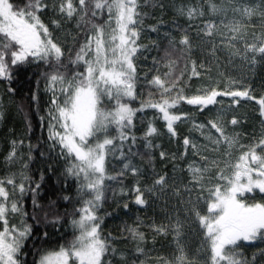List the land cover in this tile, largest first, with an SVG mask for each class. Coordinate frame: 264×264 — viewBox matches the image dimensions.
<instances>
[{
  "label": "snow or ice",
  "instance_id": "snow-or-ice-1",
  "mask_svg": "<svg viewBox=\"0 0 264 264\" xmlns=\"http://www.w3.org/2000/svg\"><path fill=\"white\" fill-rule=\"evenodd\" d=\"M143 6L146 5H141L139 0H52L51 9L56 18L46 23L42 15L49 10L47 0H27L23 7L14 0H0V78L10 83L13 69L32 63L46 66L47 70L41 75L46 81V90L52 93L48 109V138L53 142V148L59 147V156L67 163V177L76 181L80 204L69 214L73 230L70 240L54 236L47 230L50 224L61 222L58 216L49 222L48 213L43 220L33 215L35 227L44 229L33 235L35 228L24 219L26 213L22 199L30 191L36 207L41 185L30 186L27 162L22 164L19 173L13 172L6 179H0V264H113V259L106 260V257L116 258L118 253V264H128L125 253L114 246L116 238L102 233L103 217L98 212L106 202L111 182L129 173L135 184L127 190L121 187L120 193L122 196L133 194L136 205L146 206L148 197L155 196L158 189L164 191L169 187L168 175L157 173L154 167L151 184L145 183L149 173L133 162L134 157L141 156V159L147 157V163H153L152 150L160 147L154 144V138L161 134L157 121L163 122L170 137L178 136L179 123L193 121V128L200 130L208 142L197 145L188 136L183 139L184 156L191 147L194 154L200 156L201 163L193 160L187 165L190 179L183 189L187 199L180 200L184 218L181 219L177 213L175 218L169 216L167 223L156 225L153 222L150 225L156 234H173L176 255L171 261L160 258V264H256L257 255L264 258V248L254 252L252 260L239 251L245 246L253 247L257 242L264 244V199L247 202L248 194L257 190L264 194V127L258 139L243 144L240 133L228 130L229 125L236 127L240 121L235 115L231 120L227 119L229 111L239 106L240 98L256 100L260 116L264 117V95L256 99L249 87L231 78L213 79L209 75L194 92L184 81L189 62L191 74L188 79L203 78L196 61L191 59L194 48L189 32L191 27L197 29V37H201V33L203 38L219 34L227 41L230 55L239 57L250 67L264 61V0H259V3L249 0L243 4L240 0L219 4L215 0H207L206 5H182L178 8V15L187 17L189 27L182 28L177 24L175 31L180 33L178 37L171 31L164 33L167 46L160 60L153 58V63L158 66L163 62L168 70L161 72L156 67V74L150 80L147 76L151 73H145L147 85L155 92H149L140 100V106L133 108L131 101L143 95L138 93L136 61L149 47L140 43L147 16L140 11ZM206 11L210 18L204 20L202 26L191 23L204 19ZM229 11L231 19L228 18ZM216 17H221L220 25L214 22ZM254 17L261 20L259 34L248 32V25ZM73 20L82 30L84 40L74 55L72 49L68 50L65 63L66 46L54 33ZM160 27L158 23L150 30L159 33ZM237 43H242L243 48L236 47ZM151 46L158 50L160 47L155 40L151 41ZM181 62L184 68L177 75ZM71 68L83 70L70 71ZM181 84L185 86L181 87ZM223 97L231 99L227 107L223 104ZM183 104L192 106L201 114L219 105L207 122L210 125L207 134L204 133L207 126L196 124V113L183 111ZM147 110H152L155 115L147 120L143 135L138 138L134 134L135 121ZM261 123L264 124V120ZM113 128L118 133L119 144L117 136L111 135ZM211 130H215V136ZM138 139L143 141L147 150L143 154L133 152ZM22 145V140L19 145L12 141L11 151L6 157L9 163L23 160L17 155V149ZM117 152L122 167L119 173L110 175V159H114ZM202 152L216 155L210 158ZM160 158L167 159V153L161 151ZM171 187L175 195L181 196L174 183ZM63 199L72 200L69 196ZM123 208L129 209V204L124 203ZM15 217H20L19 224L13 222ZM193 224L198 226L202 241L197 249V258L190 259L182 241L185 228ZM127 232L136 244V253L143 254L144 232L132 226L127 227ZM29 240L33 241L31 248ZM244 242L249 243L245 245ZM29 253L33 256L31 262L27 259ZM201 256L202 260L198 258Z\"/></svg>",
  "mask_w": 264,
  "mask_h": 264
},
{
  "label": "trees",
  "instance_id": "trees-1",
  "mask_svg": "<svg viewBox=\"0 0 264 264\" xmlns=\"http://www.w3.org/2000/svg\"><path fill=\"white\" fill-rule=\"evenodd\" d=\"M20 7L27 2V0H14ZM48 4L50 3L47 0ZM141 5L140 11L147 13L144 20L145 31L141 35L140 43L142 45H148V49L142 51L137 58L138 68V95L134 101H131L133 108L140 106V100L146 98L149 92H155L154 88H150L145 79V73H151L147 76L150 80L152 75L156 74V67L160 68L161 72L167 71L168 69L163 66V62L160 65H154L153 58L160 60L163 56V49L167 46V40L164 39L165 32H172L177 37L180 35L179 32L175 31L176 25L178 24L182 28H188L189 22L185 16H180L177 13V9L186 3H190V0H139ZM50 5V4H49ZM51 6V5H50ZM56 15L53 14L51 19H55ZM44 19V15H42ZM107 19V15H104V20ZM46 23H49L47 20ZM103 22V21H98ZM160 23L161 27L159 33L152 32L151 26ZM70 37L65 43V63H67L68 50L78 49L79 43L84 40L83 32L81 29L76 27V22L73 20L69 23ZM189 32L193 35V28H189ZM157 41L159 43V50L151 46V41ZM191 59L195 60L194 53L192 52ZM260 66L258 72L264 73V61H259ZM184 68V63L181 62L176 74L179 75L180 69ZM44 64L32 63L27 66H21L18 69H13L12 81L0 78V85L4 93H6L10 101L6 105V111L3 120L0 123V179H6L11 173H19L22 168V164L27 162L28 168L26 174L31 178V187H35L37 183L41 185L38 195L36 197V207L33 206L32 193L29 191L25 194L22 199L23 210L26 213L24 217L28 224L34 225L33 235L37 232H42L44 229L35 227L36 221L33 220V215H38L41 220L44 219L46 213H48L47 219L49 222L53 221L57 216L60 217L59 224H50L47 229L54 236H63L65 240H70L73 235V230L70 225L71 216L70 213L74 209L80 207L77 201V184L74 178L67 177L65 169L67 163L59 156V147L53 148V142L49 140V129H48V109L51 106L52 93L46 90V81L42 77L41 73L46 71ZM83 69L71 68L70 71H82ZM191 74V63L188 64L187 74L184 76V81L187 87L192 88L195 83L196 77H192L191 80L188 76ZM184 87L185 84H181ZM9 88L12 91H9ZM35 95V99L33 96ZM189 105L183 104L181 107H188ZM155 113L152 110H147L141 113L136 118V129L134 134L139 138L142 137L145 130V125L148 119L152 118ZM43 117V120L41 119ZM143 118V123H142ZM157 127L160 130V135L154 138V144L160 145L159 148L152 150L154 161L152 164L147 163V157L141 159V156L133 158V162L146 169L149 173V179L145 181L147 184H151L152 176L151 171L153 167L155 171L161 175L167 174L168 162L167 159L161 160L160 152L164 151L167 153V140H166V128L164 130L162 121H157ZM111 135L117 136L118 133L115 128L112 129ZM15 140L18 142L23 141L22 157L20 164L18 165H5L6 160L4 159L12 145L10 141ZM130 143V141H129ZM31 145V151L29 146ZM127 151V145L125 146ZM147 150L144 148L142 140L138 139L137 146L133 148V152H139L143 154ZM43 153V156L41 155ZM31 156V160L28 157ZM122 164L119 162V152L116 153L114 159H110L109 163V174L116 175L119 173ZM43 176V179H41ZM135 184V179L129 173L124 177H121L117 181L111 182V187L107 192L106 202L102 205L98 214L103 217L102 233L107 236L111 235L116 239L113 241L114 246L122 250L128 258V264H154L151 260L153 250H161L166 246L169 234L167 236L156 234L150 225L155 222L156 225L166 223V220L160 216H156L155 210L148 206V203L155 200V196L148 197V203L146 206L136 205L134 202V195L128 193L127 195H121V187L130 189ZM29 185L26 183V187ZM113 190L116 195L113 196ZM69 196L72 198L71 202L63 199V197ZM129 204V209H124V203ZM10 219H12L10 217ZM14 223H20V217L13 219ZM138 227L140 231L145 234V243L142 245L144 248L143 254H138L135 251L136 244L132 240L130 234L127 232V227ZM58 230V231H57ZM39 242H37L38 244ZM33 241L29 240V248L32 247ZM264 248V246L242 247L239 251L244 252V256L248 260L253 259V253L258 252V249ZM250 251V253H248ZM119 253L116 258L106 257L107 259H113V264H118ZM27 259L29 262L32 261L33 256L31 253L28 254ZM264 258L257 255L256 264H263Z\"/></svg>",
  "mask_w": 264,
  "mask_h": 264
},
{
  "label": "rangeland",
  "instance_id": "rangeland-1",
  "mask_svg": "<svg viewBox=\"0 0 264 264\" xmlns=\"http://www.w3.org/2000/svg\"><path fill=\"white\" fill-rule=\"evenodd\" d=\"M50 1V5L52 4V0ZM58 2V0H57ZM216 3H222V2H228V0H215ZM249 0H240V3H248ZM252 3H259V0H251ZM207 0H190V3H186L183 6H191L193 4H202L206 5ZM53 11L51 9V6L49 7V10L47 13H44V19L50 22L51 16L53 15ZM187 19V17L185 16ZM210 17L207 14V11L205 13L204 19H196L192 21L191 23L194 25H200L202 26L204 23V20L209 19ZM228 18H232V13L229 11ZM188 21V20H187ZM189 22V21H188ZM214 22L217 25H220L221 23V17H216L214 19ZM227 22V21H225ZM193 28V53L195 57V61L198 66V71L202 74L203 78L196 77L195 83L192 86V90L194 92L195 88L203 85L206 81L207 76L211 75L213 79H228L231 78L233 80H236L239 83V80H241V76L250 75V74H257L258 67L260 66V62H258L255 66H248L244 61L240 60L239 57H233L230 55V51L228 47H226L227 41H225L219 34L203 38V34L201 33V37L196 36L197 29L195 27ZM70 27L69 23H65L61 29L57 30L54 35L55 37L65 45V43L68 41L70 37ZM255 31L257 34L261 31V20L259 17H254L252 21L248 25V32L251 33ZM251 38V37H249ZM215 45V47H214ZM236 47L243 48L242 43H237ZM203 65V67H199L200 65ZM221 74H223V77H221ZM262 74V73H261ZM243 80V79H242ZM5 91L2 90L0 85V123L1 120L4 118L5 113V107L9 103L10 98L9 96L4 93ZM163 125V122H162ZM193 124L190 123L188 127L192 128ZM164 128V125H163ZM195 129V128H193ZM165 130V128H164ZM166 140L168 139L167 130H166ZM192 141L194 143H198L199 139L192 138ZM18 144V142H17ZM10 145H12V140L10 141ZM198 145V144H197ZM11 151V149H10ZM170 153V152H169ZM188 157L185 158V161L183 160V166L181 172L175 167V172L173 170H169L167 172V175L169 177L168 185L164 191H158L157 198L150 203H148V206L155 209L158 207V210H155L154 213L156 216H160L166 220V223L168 222V217L172 216L175 218L176 214L179 213L181 219L184 218L183 213V207L180 203V200L187 199V193H182V183L181 179L183 177V171L186 173L187 165L189 162L195 160L199 163L197 159V155L194 154L193 150L188 152ZM17 155L18 157L22 156V149L21 147H18L17 149ZM7 157V156H6ZM6 157L4 158L6 160ZM21 160H18L17 162L9 163L6 160L5 165H18L20 164ZM168 162V160H167ZM190 177L188 176V181ZM175 184L176 188H178L181 192V196L175 195V190L171 187L172 184ZM187 185V184H185ZM184 185V187H185ZM170 238H168V241L166 242V246L164 249L161 250H153V254L151 256V260L154 262V264H160V258H163L164 260L171 261L174 259L176 255V246L173 242V234L169 233ZM202 241V234L199 232L198 226L193 224L191 227L185 228V234L183 238V243L186 245V251L188 252L189 258H197L196 253L197 249L200 247ZM199 259H203V257H198Z\"/></svg>",
  "mask_w": 264,
  "mask_h": 264
},
{
  "label": "flooded vegetation",
  "instance_id": "flooded-vegetation-1",
  "mask_svg": "<svg viewBox=\"0 0 264 264\" xmlns=\"http://www.w3.org/2000/svg\"><path fill=\"white\" fill-rule=\"evenodd\" d=\"M241 80H239V84L243 85L244 87H249L252 90V94L256 97V99H259L260 96L264 95V73L262 74H250L241 76ZM235 90V89H234ZM223 100V104L225 107H227L229 104H231V99L228 97L221 98ZM216 107L210 108L208 111H204L202 114L199 112V110L192 108V106L188 107H181L183 111L186 112H195V123L196 124H205L207 127L204 129V133L207 134L208 130L210 129V125H207L208 120H210L216 113L217 108ZM235 115L237 119L240 121V123L236 127H232L229 125L228 130L230 133H240L241 136V143L248 144L253 139L259 138V133L264 127V124L261 123L262 120H264V117L260 116L259 113V105L256 103V100L252 99H245L240 98L239 100V106L233 107L227 116L228 120L232 119V116ZM190 123L193 124V121H184L179 123L177 127L178 136L177 137H170L168 135L167 139V160H168V168L167 172L169 170H173L174 165L175 167L181 172L182 166H183V160L185 161V158L188 157V152L192 150L191 147L187 149L186 156L185 154V147L183 144V139L185 136H188L190 140L192 138L199 139L198 145H205L208 142L205 140V136L202 135L200 130L193 129L188 127ZM211 134L213 136L216 135L215 130H211ZM170 152V153H169ZM202 155H208L210 158H214L216 154L211 152H202ZM195 154H193L194 156ZM175 157V159H173ZM197 159L199 163L200 156L197 155ZM188 172L186 169V173L183 171V177L181 179L182 183V193H186L183 191L184 185L188 184ZM180 188V186L178 187ZM262 199H264V194H259L258 190L256 193L248 194V203L252 202H260ZM249 242H244L246 245ZM255 246H264V244L261 243H255ZM246 247V246H245ZM254 247V246H253ZM250 247V248H253ZM250 253V251H248ZM264 264V263H263Z\"/></svg>",
  "mask_w": 264,
  "mask_h": 264
}]
</instances>
